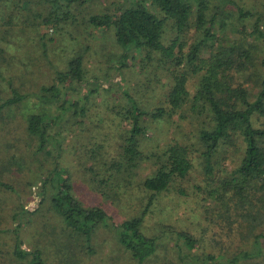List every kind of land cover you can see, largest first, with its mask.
<instances>
[{"label": "trees", "instance_id": "trees-1", "mask_svg": "<svg viewBox=\"0 0 264 264\" xmlns=\"http://www.w3.org/2000/svg\"><path fill=\"white\" fill-rule=\"evenodd\" d=\"M9 1L16 0H0V4ZM65 1L72 4L79 0ZM219 1L234 3L240 21L254 18L248 35L257 39V43L220 42L214 48L215 41L219 39L216 33L225 31L226 20L230 17L212 6V0H118L111 13L89 16L91 26L102 32L112 31L116 45L121 48V52L106 58L105 66L106 75L115 70L120 78L115 84H110L109 79L104 81L103 75L102 82L95 78L87 80L84 55L75 53L67 59L65 70H58L49 85H42L38 89L36 97L48 109L30 113L26 117L25 130L35 144L33 153L7 158L4 156L12 142L0 148V153H3L0 155V235L10 236L13 241L11 254L15 259L27 261V264H47L50 258L60 264H78L80 251L84 255L97 253L95 244H98L96 241L101 230L114 235L120 251L127 253L133 264H145L157 255L160 248L165 247L162 243L166 238L162 236L167 237L171 232L162 230L161 234L148 235L144 232L143 223L158 197L168 191L171 183L190 173L194 167L192 150L181 140L174 139L155 155V170L137 185L146 195L145 204L138 214L118 220L104 205H85L75 195L69 171L62 163L61 135L66 125L83 123L89 117L91 100L100 95L105 96L102 100L107 109L103 110L112 113L113 117L109 119L118 127L121 141L110 168L104 169L102 164L98 172L93 165L85 169L90 173V183L97 184L101 194L108 198L109 194L131 187L134 169L146 159L140 147L147 137L149 121L164 117L170 119L186 107L199 116L206 113L203 117L208 119L209 124L197 135L202 147L200 156L205 175H213L217 158L227 153L235 140L242 141L239 163L217 178V185L210 195L218 202L224 225L228 224L220 236L232 235L237 229L241 233L248 231L246 236L250 237H247L250 247L228 255L210 252L197 254L196 239L186 231L177 230L173 233L176 240L181 242L174 244L178 259L180 264H241L262 255L264 50H260L259 43H264V20L262 13L246 10L236 1ZM53 15V11L48 13L44 18L45 24L51 23ZM192 30L196 35L184 52L183 45ZM0 39L1 57L4 49L1 47L3 39ZM204 50L208 51V56H203ZM260 53H263L261 58ZM138 56V68L135 66L137 73L145 76L151 73L159 79L156 71L160 67L165 65L168 71L167 88L161 91V98L152 103V110L142 104L141 99L147 92L156 99L154 95L158 90H138L141 92L138 96L122 85L126 80L123 71L130 69ZM256 59L259 68L253 82L257 91L252 94L243 83L233 80V74L242 71L243 75ZM171 65L173 70L169 69ZM150 82L148 84L152 85ZM115 86L119 90H113ZM9 88L11 94L7 98H0V115L4 108L17 105L29 97L12 86ZM114 91L121 97V107L109 104V97ZM53 106L55 112L51 114L49 108ZM98 112L93 116L97 117ZM255 117L263 122L255 125ZM104 119L103 115L97 120L100 122ZM117 119L120 123L125 122L127 128L121 129L120 123H115ZM105 147L103 140L95 150H90L88 157L95 160L98 151L105 153ZM38 155L46 158L41 160ZM48 160L49 167L44 169V161ZM31 162L38 164L35 166L36 175L30 180V175L26 173H23V177L27 176L24 185H30L31 191L35 190L39 196L33 209L27 208V200L13 185L3 181L5 174L6 177L11 176L13 165L17 164L21 170L20 164L27 166ZM8 195L13 196L16 205L13 218L17 223L12 228L3 226L5 216L1 210L9 199H6ZM254 197L258 205L255 201L253 203ZM231 211L235 212V216L231 215ZM28 214L32 217L28 222L36 227L32 234L38 236H35L38 241L35 247L25 245L19 231L26 224L23 217L26 215L27 218Z\"/></svg>", "mask_w": 264, "mask_h": 264}, {"label": "rangeland", "instance_id": "rangeland-1", "mask_svg": "<svg viewBox=\"0 0 264 264\" xmlns=\"http://www.w3.org/2000/svg\"><path fill=\"white\" fill-rule=\"evenodd\" d=\"M117 1L79 0L68 4L65 0H16L15 2L9 1L0 4V37L3 39L1 47L4 49L0 57V98H7L11 94L9 86L16 88L22 94L29 95L21 103L4 108L0 115V148L3 144L6 145L11 142L13 144L7 149L4 157H23L27 153H33L35 144L26 133V117L30 113L48 109L46 104H42L36 97L38 89L42 85H49L58 70H65L67 59L74 56L75 53L80 52L84 55L83 65L87 80L95 78L102 82L104 77V81L109 79L110 84H115L120 78L115 70H111L107 74L108 76L105 74L106 58L113 53L121 52V48L115 43L112 31L102 32L101 29L91 26L88 21L91 15L102 12L111 13L113 5ZM234 1L246 10L262 13L264 20V0ZM211 5L216 6L230 17L226 20L225 31L216 33L219 39L215 41L214 48L220 42L225 44L230 42L236 44L257 43V39L254 40L251 35H248L254 18L244 21L237 19L238 14L234 3L212 0ZM215 9H212V12ZM52 11L55 15H53L51 23L47 25L44 18ZM195 35L193 30L191 34H188L183 45L184 52L187 51ZM259 47L260 50H264V43L260 42ZM262 54L260 53V58ZM203 56H208L207 50L203 51ZM113 59L111 58V60ZM139 61L140 57L138 56L134 65L123 71L126 80L122 85H126V89L138 96L141 93L138 90H158L157 94L154 95L156 99L148 92L143 94L141 99L142 104L151 109L153 108L152 103L157 98H161V91L167 88L168 71L163 65V68L160 67L156 71L159 79L151 73L145 76L142 73H137ZM257 61L258 59L252 62L243 75L242 71L233 72L235 77L233 80L243 83V86L247 87L252 94L257 91L255 82H253L259 68ZM169 69L173 70L172 65ZM149 82L152 85L148 84ZM101 85L107 86L106 83H101ZM113 90L119 89L115 86ZM192 91L191 89L190 92ZM103 97L105 96L100 95L91 100L89 117L84 119L83 123L78 124L76 122L66 125L62 131V163L69 171L75 195L85 205H104L118 220L138 214L145 204L146 195L137 185L155 170V155L160 153L166 143L178 139L189 145L190 150H192L194 167L185 178L176 179L171 183L168 191L158 197L155 206L151 208L152 212L145 218L143 229L146 234H161L162 230L171 232L167 237L162 236L166 238L162 243L164 244L162 246L165 247L160 248L157 255L145 264H180L174 245L176 242L181 244L180 241L176 240L173 233L177 230L186 231L196 239L198 243L197 254L210 252L215 255H228L237 252L239 249L249 248L250 242L247 239L249 235L246 236L248 231L241 233L237 229L236 233H231L232 235L220 236L228 228V224L224 225L223 215H219L218 202L210 195L217 185V178L239 163L242 141L240 139L235 140L227 153L217 158L213 175L207 176L203 173L200 156L202 147L197 137L198 132L209 124L208 119L203 117L206 113L199 116L189 107H186L170 119L164 117L149 121L147 137L142 140L140 147L146 159L134 169L135 175L130 179L132 183L129 186L131 187L122 188L121 192H118L117 188L118 193L109 194L110 196L107 198L100 193L97 184L90 183V173L85 171L90 165H93L97 172L100 171L102 164H104V169L110 168L112 160L117 154L118 145L121 143L119 129L109 119L113 117L112 113L103 110L107 109L104 106ZM109 100V104L114 107L118 108L123 105L118 92H112ZM49 110L53 114L55 112L54 106ZM95 112H98L97 117L93 116ZM103 115L105 119L99 122L97 119ZM254 120L255 125H260L263 122L262 119L258 120L256 117ZM115 123L120 122L117 119ZM120 125L121 129L127 128L125 122L120 123ZM103 140H105L106 146L104 148L105 153L98 151L99 155H96L95 160L90 159L88 157L90 150H95L96 145L97 147L100 146ZM101 153L102 156H100ZM37 157L41 160L46 158L41 155ZM99 157L102 163H100ZM20 165H22L21 170L18 169L17 164L13 165L11 176L6 177L5 174L3 181L13 185L18 190L17 192L27 200V208L33 209L37 205L39 196L35 190L31 191L30 185H24V181L27 182L28 175H30L29 180L36 175L34 174L37 173L35 166L38 164L31 162L27 166ZM44 166V169L49 167V160L44 161ZM23 173L27 174L25 178ZM12 198L13 196H6L7 200L4 207L1 208L5 216L3 226L6 228H12L17 223L13 218L16 205ZM254 201L258 205L259 202L256 201L255 197L253 203ZM231 215L235 216V212L231 211ZM28 217L29 214L27 218L26 215L23 217L26 224L24 223L25 225L19 231L25 245L35 247L38 244V236L32 232L36 227L32 222H28V220H32L31 216ZM98 237L96 241L98 244H95L97 253L84 255L80 251L77 255L78 264H133L127 253L120 251L113 234L101 230ZM11 244L13 241L9 235H0V264H27V261L17 260L13 257ZM47 264H60V262L56 263L50 258ZM241 264H264V244L261 256Z\"/></svg>", "mask_w": 264, "mask_h": 264}]
</instances>
